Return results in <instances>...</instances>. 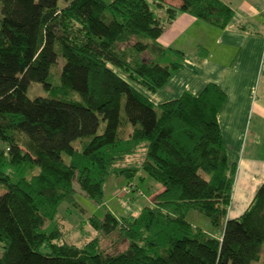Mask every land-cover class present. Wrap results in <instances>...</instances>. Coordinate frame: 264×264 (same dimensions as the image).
Here are the masks:
<instances>
[{"label":"trees","instance_id":"obj_1","mask_svg":"<svg viewBox=\"0 0 264 264\" xmlns=\"http://www.w3.org/2000/svg\"><path fill=\"white\" fill-rule=\"evenodd\" d=\"M64 1L0 0V264L259 261L264 185L243 215L229 218L238 165L218 120L226 93L209 83L198 96L156 105L137 87L157 93L185 66L183 51L158 41L179 14L226 29L233 10L220 0H153L163 19L148 0ZM61 57L62 72L54 71ZM33 82L50 96L30 98ZM141 172L162 185L152 205L89 220L127 241L123 252L102 250L98 239L61 242L57 216L62 203L77 202L75 177L102 204L111 177L132 182ZM193 211L220 237L195 227Z\"/></svg>","mask_w":264,"mask_h":264},{"label":"crops","instance_id":"obj_2","mask_svg":"<svg viewBox=\"0 0 264 264\" xmlns=\"http://www.w3.org/2000/svg\"><path fill=\"white\" fill-rule=\"evenodd\" d=\"M220 1L234 13L226 29L181 13L158 39L183 51L186 61L147 97L159 105L187 92L198 96L209 83L223 89L218 120L229 159L238 165L229 218H238L264 185V0Z\"/></svg>","mask_w":264,"mask_h":264},{"label":"rangeland","instance_id":"obj_3","mask_svg":"<svg viewBox=\"0 0 264 264\" xmlns=\"http://www.w3.org/2000/svg\"><path fill=\"white\" fill-rule=\"evenodd\" d=\"M110 2L111 0H106ZM155 10V12L162 17L166 18V12L163 9H157L153 3V0H148ZM172 2L171 0H166ZM65 1L61 0V4ZM177 3V2H172ZM2 17V3L0 2V18ZM136 40L134 39L130 44L132 46ZM150 53H145V56H149ZM65 64L64 58H59L55 70L62 72ZM58 83V82H57ZM143 94L150 95L151 93L147 89L137 86ZM28 95L34 99L39 96L49 97L50 92L47 91L41 83L33 82L29 87ZM71 98L80 100L81 97L78 93L72 92ZM123 117H126L123 113ZM104 130V123L101 127V132ZM26 137L21 138V142L26 145ZM79 142L75 143L77 145ZM139 157L130 158L128 163H134L138 161ZM36 169L33 173H37ZM145 177V179H143ZM75 187L77 189L76 204L75 201H66L61 204L59 213L57 216V225L61 232L62 241L69 245L84 246L93 240H99V245L102 250L110 253L123 252L128 246L127 241L122 242L117 233L102 234L94 229L89 223L92 216H98L99 218H105L108 212L113 213L116 217L122 219L130 217L131 215L137 216L140 211L148 205H152L155 202L157 195L161 192L162 185L152 179L150 176L141 172L132 182L126 176L111 177L105 185V195L102 204L96 203L86 192L82 190L81 185L78 183L75 177ZM132 184V189L126 190L125 187ZM126 192H125V191ZM0 192H4V188H0ZM153 202V203H152ZM190 221L195 227L201 228L208 232L210 235L220 237L221 231L215 228L210 219L199 212H191L189 215ZM120 239V240H119ZM0 248V254L2 252ZM42 252H47L45 248L41 249ZM253 264H264V246L261 253V259Z\"/></svg>","mask_w":264,"mask_h":264},{"label":"built area","instance_id":"obj_4","mask_svg":"<svg viewBox=\"0 0 264 264\" xmlns=\"http://www.w3.org/2000/svg\"><path fill=\"white\" fill-rule=\"evenodd\" d=\"M131 186H132V184H130L129 186H126V187H125V189L129 191V190H130V188L132 189V187H131ZM124 191H125V190H124ZM125 192H126V191H125Z\"/></svg>","mask_w":264,"mask_h":264}]
</instances>
